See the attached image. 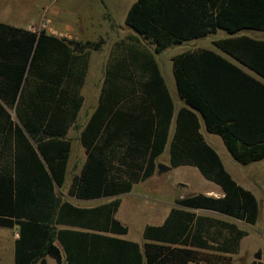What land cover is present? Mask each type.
Here are the masks:
<instances>
[{"label": "trees", "instance_id": "trees-1", "mask_svg": "<svg viewBox=\"0 0 264 264\" xmlns=\"http://www.w3.org/2000/svg\"><path fill=\"white\" fill-rule=\"evenodd\" d=\"M123 23L133 36L115 43L104 64L96 105L79 131L84 161L71 178L68 197L119 196L153 174L172 117L153 54L217 29L229 37L213 45L258 78L210 50L183 52L170 59L178 96L201 115L206 131L219 136L234 161L246 165L264 159V41L238 35L242 30L264 32V0H134ZM139 38L153 46L152 52ZM50 40L43 31L0 22L3 136L10 134L8 111L35 139L39 120L56 101L70 99L76 108L82 103L88 52L98 45L69 42L68 61L61 67L49 59ZM168 165L194 167L220 195L197 193L175 201L161 224L143 226L141 245L117 237L127 233L114 218L117 202L80 208L55 199L49 179L31 178L21 185L0 175V226L18 227L20 247L13 264H46L45 257L55 264H229L224 255L238 252L246 232L193 211L253 226L257 202L226 172L198 132L196 115L186 108L174 119ZM26 224L45 233L40 244L29 242ZM197 250L210 254L201 257Z\"/></svg>", "mask_w": 264, "mask_h": 264}, {"label": "rangeland", "instance_id": "rangeland-1", "mask_svg": "<svg viewBox=\"0 0 264 264\" xmlns=\"http://www.w3.org/2000/svg\"><path fill=\"white\" fill-rule=\"evenodd\" d=\"M133 1L0 0V22L36 33L43 31L45 35L53 38L48 41L47 52L49 59L56 63V66H66L71 46L69 42L88 41L98 45L96 50L88 52V67L80 90L83 100L78 108L70 99L61 98L56 101L39 120L35 139L27 137L15 120L13 112L8 111L11 117L10 134H0V175L11 177L21 185L31 178L44 182L49 179L54 198L73 206L95 207L117 202L119 207L114 218L127 227L124 239L141 245L143 226L160 224L168 209L175 206V201L197 193H208L207 195L217 197L220 190L216 185L204 180L192 167H168L166 171L159 172L156 169L150 178L133 185L127 196L120 195L117 199L80 201L66 194L71 178L78 174L84 161L78 138L79 131L96 105L104 64L115 43L126 41L127 36H133L123 23L124 15ZM241 33L255 39L264 38V33L258 31L243 30ZM223 36H226L224 31L216 30L213 35L169 46L162 52L153 54L155 62L165 75L166 70L171 67L172 56L190 49L193 45L209 44L212 38L219 39ZM139 41L152 52V45L140 38ZM4 126L5 120L0 119V131ZM48 133H59V137L47 136ZM208 143L232 179L245 189L247 188L244 185H247L256 194L257 198L251 191L256 200L258 199V215L255 224L250 226L210 212H193L230 222L246 232L239 242L238 252L224 255L229 264H264V159L240 170L238 168L242 166L230 157L217 136L213 142ZM163 157L164 155L160 156L159 165L164 167L166 162L162 160ZM253 164L260 166L256 168ZM234 169L235 175L232 173ZM25 230L29 242L33 244H40L45 236V233L34 225L26 224ZM18 238L17 225L0 226V264L14 263L16 246L20 247ZM255 252H258L257 257L254 256ZM197 254L204 257L210 252L197 250ZM45 263L55 264L49 257H45Z\"/></svg>", "mask_w": 264, "mask_h": 264}, {"label": "crops", "instance_id": "crops-1", "mask_svg": "<svg viewBox=\"0 0 264 264\" xmlns=\"http://www.w3.org/2000/svg\"><path fill=\"white\" fill-rule=\"evenodd\" d=\"M21 28V27H20ZM217 30H220V29H217ZM243 31V30H242ZM252 31H254V30H252ZM216 32V31H215ZM214 32V33H215ZM258 32H262V31H258ZM214 33H212V34H209V35H213ZM262 33H264V32H262ZM226 34V36H223L222 38H219V39H224V38H227V37H229V35L227 34V33H225ZM246 35V34H244V33H241V31H239L238 32V35ZM209 35H207V36H209ZM246 36H248V35H246ZM206 37V36H205ZM248 37H250V36H248ZM202 38H204V37H202ZM250 38H253V39H255L254 37H250ZM198 39H200V38H198ZM219 39H215V38H212L211 40H210V42H209V44H207V43H205V44H196V45H193V47H191L190 49H188V50H185V51H182V52H179V53H177V54H180V53H183V52H191V51H194V50H197V49H206V50H210V51H212V52H214V53H216V54H218V55H220L221 57H223V58H225L226 60H228V61H230V62H232V63H234V64H236L237 66H239L240 68H242L245 72H247L249 75H251L252 77H255V78H258L253 72H251V71H249V70H247L246 68H244L242 65H240V64H238L236 61H234L231 57H229L227 54H225L224 52H222L221 50H219L218 48H216L214 45H213V41H216V40H219ZM195 40H197V39H192V40H189V41H195ZM256 40H263L264 41V38H260V39H256ZM189 41H185V42H182L181 44H183V43H186V42H189ZM181 44H179V45H181ZM177 54H175V55H177ZM174 55V56H175ZM173 57V56H172ZM171 57V58H172ZM170 58V59H171ZM171 62V61H170ZM157 64V63H156ZM158 66V65H157ZM158 69H159V72H160V74H161V76H162V79H163V81H164V84H165V87H166V89H167V92H168V95H169V97H170V100H171V103H172V117H171V121H170V124H169V127H168V135H167V141H166V144H165V146H164V149H163V151H162V153L159 155V156H157L156 158H155V170L157 169L156 168V166L157 165H159V160H161L160 159V156H162V155H164V157L162 158V160H164V162H166L164 165H168V142H169V140H170V138H171V136H172V134H173V131H174V119H175V116H176V113L178 112V110L180 109V108H186V109H188V110H190V111H192V112H194V114L196 115V118H197V122H198V132L200 133V135L202 136V138H203V140H204V142L206 143V144H208L209 145V143L208 142H213V140H214V137L215 136H217L216 134H213V133H210V132H207L206 131V129H205V125H204V121H203V119H202V117H201V115L197 112V111H195L194 109H192V108H190L188 105H186L185 103H184V101L178 96V93H177V89H176V85H175V81H174V78H173V75H172V66L169 68V70L167 71L166 70V73H165V75L164 74H162V72L160 71V69L161 68H159V66H158ZM218 138H219V136H217ZM220 139V138H219ZM221 140V139H220ZM222 142V141H221ZM223 144V143H222ZM210 146V145H209ZM224 146V145H223ZM211 147V146H210ZM212 148V147H211ZM224 148H225V146H224ZM213 149V148H212ZM226 149V148H225ZM214 150V149H213ZM227 151V150H226ZM227 153H228V151H227ZM217 154V153H216ZM229 154V153H228ZM230 155V154H229ZM219 157V156H218ZM231 157V156H230ZM232 158V157H231ZM220 159V158H219ZM263 160V159H262ZM221 161V160H220ZM261 161V160H260ZM236 162V161H235ZM256 162H259V161H256ZM222 163V162H221ZM237 163V162H236ZM252 163H255V162H252ZM239 164V163H238ZM249 164H251V163H249ZM249 164H246V165H242V164H240V166H242V168H238V169H247V168H249V167H251V166H249L248 167V165ZM223 165V164H222ZM254 165V164H253ZM247 166V167H246ZM256 168L258 167V166H260V164H257V165H254ZM167 167H169V165L167 166ZM181 167H190V166H180V167H176V168H170V169H178V168H181ZM224 167V166H223ZM192 168H194V167H192ZM195 169V168H194ZM225 169V168H224ZM155 170H154V172H153V174L155 173ZM234 171H236V169H234V170H232V173H233V175H235V173H234ZM198 172V171H197ZM227 172V171H226ZM228 173V172H227ZM152 174V175H153ZM229 174V173H228ZM151 175V176H152ZM230 175V174H229ZM150 176V177H151ZM149 177V178H150ZM148 179V178H147ZM240 182L242 183V181L240 180ZM140 183V182H139ZM210 183V182H209ZM136 184H138V183H136ZM136 184H133V185H136ZM212 184V183H211ZM243 184V183H242ZM132 185V186H133ZM239 185V184H238ZM244 185V184H243ZM244 187H246L247 189L246 190H248L249 189V191L251 192L252 190L247 186V185H244ZM243 188V187H242ZM245 189V188H244ZM253 192V191H252ZM251 192V193H252ZM129 193V192H128ZM254 193V192H253ZM252 193V194H253ZM204 194H208V193H204ZM255 194V193H254ZM253 194V195H254ZM123 196L125 195V196H127L128 194L126 193V194H122ZM120 196V195H119ZM255 196H256V194H255ZM254 196V197H255ZM117 197L118 196H115V197H108V198H106V199H108V200H110V199H117ZM187 197V196H186ZM256 198H257V196H256ZM255 198V199H256ZM100 199H103V198H100ZM94 200H96V199H94ZM258 200V199H257ZM257 200H256V202H257ZM80 201H82V200H80ZM90 201V200H89ZM78 207V206H77ZM118 207H119V203H118V205H117V208H116V210H115V213H116V211H117V209H118ZM173 207V206H172ZM257 207H258V204H257ZM80 208H88V207H80ZM171 208V207H170ZM169 208V209H170ZM168 209V210H169ZM115 213H114V215H115ZM166 217V214L164 215V217H163V219H162V221L164 220V218ZM117 220V219H116ZM162 221H161V223H162ZM160 223V224H161ZM159 225V224H158ZM59 228H65V227H63V226H58ZM117 237H120V238H124L123 236H117Z\"/></svg>", "mask_w": 264, "mask_h": 264}, {"label": "water", "instance_id": "water-1", "mask_svg": "<svg viewBox=\"0 0 264 264\" xmlns=\"http://www.w3.org/2000/svg\"><path fill=\"white\" fill-rule=\"evenodd\" d=\"M156 168H157V171H159V172H160V171H166V170L168 169L167 166H164V167H163V166H160V165H157Z\"/></svg>", "mask_w": 264, "mask_h": 264}]
</instances>
